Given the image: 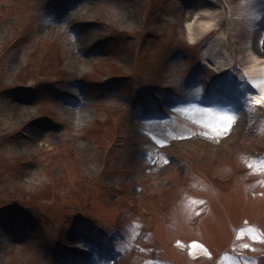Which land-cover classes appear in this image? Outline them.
<instances>
[{
    "label": "rangeland",
    "instance_id": "rangeland-1",
    "mask_svg": "<svg viewBox=\"0 0 264 264\" xmlns=\"http://www.w3.org/2000/svg\"><path fill=\"white\" fill-rule=\"evenodd\" d=\"M202 2L0 0V264H264V107L202 55L263 22Z\"/></svg>",
    "mask_w": 264,
    "mask_h": 264
},
{
    "label": "bare ground",
    "instance_id": "bare-ground-1",
    "mask_svg": "<svg viewBox=\"0 0 264 264\" xmlns=\"http://www.w3.org/2000/svg\"><path fill=\"white\" fill-rule=\"evenodd\" d=\"M220 5L228 9L232 15H237L231 17L232 26L234 27L236 25V19L247 28L251 26L253 29L256 22H263V25L258 31L256 30L257 28L254 32L247 31L244 35L246 39L241 38L236 42L235 52L232 49L229 50V48L227 52L221 36L216 37L215 43L206 42L202 53L203 58L210 63V66H214L219 61V58L225 59L227 56L231 57V59L235 58L236 60H240L241 65L244 66L246 74L249 77L248 87L249 91L252 92L255 103L264 105V58L257 54V52L264 51L260 49L264 41V0H220L219 3L216 0H203L201 11L197 14V22L191 27L195 36L192 39H200L204 35L209 34L204 28L205 25H202L199 20L214 16L215 12H218ZM219 24H221V21ZM251 34L257 38L259 37V40L257 38L253 40L254 42L249 40ZM224 36L225 38L228 37L226 33H224ZM74 99V96H69V100L67 101L68 105L66 104L67 110L73 109L72 102ZM27 110L28 108L24 105L18 107L21 115Z\"/></svg>",
    "mask_w": 264,
    "mask_h": 264
},
{
    "label": "snow or ice",
    "instance_id": "snow-or-ice-1",
    "mask_svg": "<svg viewBox=\"0 0 264 264\" xmlns=\"http://www.w3.org/2000/svg\"><path fill=\"white\" fill-rule=\"evenodd\" d=\"M230 122V121H229ZM225 128H227V123L225 124Z\"/></svg>",
    "mask_w": 264,
    "mask_h": 264
}]
</instances>
